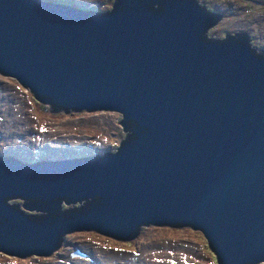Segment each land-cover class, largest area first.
Segmentation results:
<instances>
[{"label": "water", "instance_id": "obj_1", "mask_svg": "<svg viewBox=\"0 0 264 264\" xmlns=\"http://www.w3.org/2000/svg\"><path fill=\"white\" fill-rule=\"evenodd\" d=\"M221 17L196 0H0V74L51 113L117 112L124 136L103 155L0 156V253L186 226L217 264L264 262V50L208 37Z\"/></svg>", "mask_w": 264, "mask_h": 264}, {"label": "rangeland", "instance_id": "obj_2", "mask_svg": "<svg viewBox=\"0 0 264 264\" xmlns=\"http://www.w3.org/2000/svg\"><path fill=\"white\" fill-rule=\"evenodd\" d=\"M196 1L208 12L222 16L208 29V37L221 38L225 33L244 32L255 49L264 50V0ZM79 2L102 10L111 4L110 0ZM49 108L14 78L0 74L1 155L25 158L28 162L71 157V154L85 156L113 148L123 138L122 127L117 123L121 116L117 112L51 113ZM25 128H30V133L23 134ZM23 142H28L25 152L20 149ZM72 146L76 148L71 149ZM64 240L49 258L32 255L21 259L0 253V264H143L144 259L153 264H217L201 231L186 226H143L136 239L129 241L95 231L71 232L64 235ZM71 247L84 250L85 257L71 259L65 252Z\"/></svg>", "mask_w": 264, "mask_h": 264}, {"label": "flooded vegetation", "instance_id": "obj_3", "mask_svg": "<svg viewBox=\"0 0 264 264\" xmlns=\"http://www.w3.org/2000/svg\"><path fill=\"white\" fill-rule=\"evenodd\" d=\"M70 1V0H69ZM72 1H74V2H76V3H78V4H80V5H85V6H87V7H91L92 9H94V10H98V11H102V12H107V11H109L110 9H111V7H112V4H113V0H110L111 1V4L109 5V8H106L105 10H102V9H99V8H96V6L95 5H86V4H84V3H81V2H79L80 0H72ZM102 1H98V3H101ZM212 14V13H211ZM214 15V17H217L218 15H215V14H213ZM237 33H244V32H234V33H225L224 34V36L223 37H221V38H219V37H213V38H216V39H224L225 38V36L226 35H234V34H237ZM124 137V136H123ZM120 142H121V140H120ZM119 142V143H120ZM119 144H116L113 148H111L110 146H108V147H110V148H105V150H103V151H101L100 153H96V154H105V153H109V152H113L114 150V148L116 149L117 148V146H118ZM90 155H92V154H89V155H85V156H90ZM95 155V154H94ZM0 156H2L1 155V153H0ZM71 157H84V156H75L74 154H71L70 155ZM5 157H11V158H15V156H5ZM18 159V158H17ZM18 160H20V159H18ZM28 159H23V160H20L22 163H33V162H36V161H40V160H35V161H33V162H28L27 161ZM43 160H48V159H43ZM84 203H85V201H82V202H78V204L79 205H73V206H71V207H78V208H82L83 207V205H84ZM129 241V240H128ZM63 242L65 243V240L63 239ZM63 242H62V244H63ZM62 244H61V246H62ZM60 246V247H61ZM60 247L58 248V250L60 249ZM118 249V248H117ZM57 250V251H58ZM122 250V249H121ZM84 250H82L81 248H79V247H77V248H74V247H71V250L70 251H68V250H65V252L67 253V254H69V257H71V259L72 258H80V257H85V253L83 252ZM75 252H79V253H81L82 255H75L74 253ZM54 253H52L50 256H52ZM58 254H60L59 252H58ZM10 257V256H9ZM38 258H40V257H38ZM41 258H43V259H45V258H49V256H47V257H41Z\"/></svg>", "mask_w": 264, "mask_h": 264}, {"label": "bare ground", "instance_id": "obj_4", "mask_svg": "<svg viewBox=\"0 0 264 264\" xmlns=\"http://www.w3.org/2000/svg\"><path fill=\"white\" fill-rule=\"evenodd\" d=\"M30 131H31V129L30 128H25L24 130H23V134H25V133H27V132H29L30 133ZM73 137H75L76 135H72ZM30 141V140H29ZM28 141V142H29ZM27 142V143H28ZM27 143L26 142H23L22 143V146L20 147V149H22L23 150V152H25L26 150H27ZM54 147H60V148H64V147H62V146H58V145H55ZM71 149H75L76 147H74V146H72V147H70ZM155 260V259H154ZM153 264L154 262H150L149 260H145L144 259V262H143V264Z\"/></svg>", "mask_w": 264, "mask_h": 264}]
</instances>
